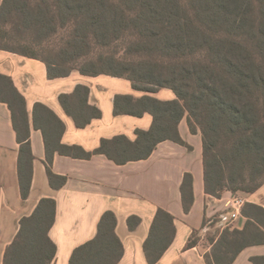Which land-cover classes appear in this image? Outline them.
I'll list each match as a JSON object with an SVG mask.
<instances>
[{"label": "trees", "instance_id": "16d2710c", "mask_svg": "<svg viewBox=\"0 0 264 264\" xmlns=\"http://www.w3.org/2000/svg\"><path fill=\"white\" fill-rule=\"evenodd\" d=\"M60 24L74 23L73 36L51 59L40 57L31 46L4 44L11 38L7 26L34 29L38 35L56 30L51 7L36 6L32 0H0V49L46 62L50 77L66 76L72 70L84 75L101 74L130 80L135 90L156 93L171 89L176 98L162 100L149 94L134 97L116 95L115 115L153 116L148 130H136L132 141L125 135L103 139L99 148L81 156L105 154L117 164L149 158L166 140L188 145L179 125L187 117L190 131L200 132L206 193L221 198L227 191L250 196L264 184V0H55ZM127 35L135 37L130 60L114 55L90 56L94 42L109 46ZM83 59L81 64L79 61ZM74 64L62 68L67 63ZM90 90L78 85L72 95L62 94L61 103L78 127H85L101 110L89 106ZM0 101L7 102L17 117L28 118L26 98L12 78L0 74ZM17 129V124H16ZM18 139L22 137L18 131ZM71 148H69L70 150ZM63 152V149H59ZM20 157L19 180L27 198L33 176V156L24 148ZM51 159L48 151V161ZM51 163V160L49 161ZM52 186L61 187L67 178L47 168ZM58 180V181H55ZM184 211L194 203L193 177L186 173L181 186ZM56 201L43 198L8 246L4 264H51L57 246L49 236L56 218ZM243 229L225 228L208 237L211 251L207 264H232L246 247L264 244V206L247 202ZM204 219L202 229L208 225ZM138 217L128 219L135 229ZM117 217L106 211L95 238L75 249L70 264H118L124 246L115 229ZM200 230H193L187 248L198 244ZM174 216L157 210L144 244L150 264H155L174 241ZM264 264V255L251 258Z\"/></svg>", "mask_w": 264, "mask_h": 264}, {"label": "crops", "instance_id": "0c3cea01", "mask_svg": "<svg viewBox=\"0 0 264 264\" xmlns=\"http://www.w3.org/2000/svg\"><path fill=\"white\" fill-rule=\"evenodd\" d=\"M0 74L10 76L26 98L27 121L17 117L0 101V264L20 229V221L33 214L43 198L56 201V218L49 236L57 246L51 264H70L78 247L96 237L99 222L106 211L117 217L115 232L124 246L118 264H150L144 249L157 210L163 208L175 218L176 236L155 264H207L205 254L211 251L208 237L218 238L225 228L243 229L247 218L242 214L229 220L230 197L206 193L203 162V141L200 132L190 131L187 117L179 130L191 146L171 140L161 142L152 155L143 160L117 164L105 154L81 156L100 147L103 139L125 135L134 141L136 130H148L153 116L115 115L116 95L140 97L146 94L162 100L176 98L163 88L156 93L135 90L126 78L101 74L84 75L72 70L66 76L50 77L42 59L0 49ZM78 85L89 88V106L102 112L85 127H78L61 103L62 94L72 95ZM17 124V129H16ZM18 131L22 141L18 139ZM24 148L33 156L30 193L22 197L19 164ZM63 149V152L59 149ZM69 148H71L69 150ZM48 151L51 163L48 161ZM57 176L66 177L61 187L52 186L47 168ZM186 173L192 174L194 203L186 213L181 186ZM58 181V180H55ZM247 202L264 206V184L254 194L244 196ZM140 222L131 229L128 219ZM208 225L202 229L204 219ZM202 230L198 244L187 248L193 230ZM264 255V244L246 247L232 264H253L252 257Z\"/></svg>", "mask_w": 264, "mask_h": 264}, {"label": "rangeland", "instance_id": "374dc122", "mask_svg": "<svg viewBox=\"0 0 264 264\" xmlns=\"http://www.w3.org/2000/svg\"><path fill=\"white\" fill-rule=\"evenodd\" d=\"M32 4L36 6L51 7L50 14L55 16L56 30H53L45 35H38V33L32 30L17 29L15 25L7 26L10 29L11 38H6L2 42L4 44L18 48L21 44L31 46L33 50L42 58L51 59L62 49L66 47L68 40L73 36L74 23L68 21L65 25L60 24V19L57 13L55 0H32ZM135 37L127 35L119 40L114 41L109 46H100L92 43L89 50L91 57H97L100 54L114 55L120 60H130L134 56L136 51L132 50V44ZM83 59L79 61L77 66L81 64ZM74 63L70 62L64 65L62 68H69Z\"/></svg>", "mask_w": 264, "mask_h": 264}, {"label": "built area", "instance_id": "2783aa9c", "mask_svg": "<svg viewBox=\"0 0 264 264\" xmlns=\"http://www.w3.org/2000/svg\"><path fill=\"white\" fill-rule=\"evenodd\" d=\"M229 202V216H227L226 218L233 221L242 215V209L247 203V200L244 196H235L232 194Z\"/></svg>", "mask_w": 264, "mask_h": 264}]
</instances>
